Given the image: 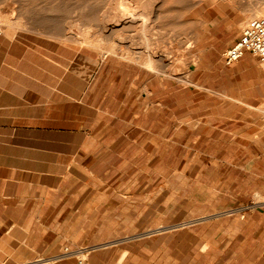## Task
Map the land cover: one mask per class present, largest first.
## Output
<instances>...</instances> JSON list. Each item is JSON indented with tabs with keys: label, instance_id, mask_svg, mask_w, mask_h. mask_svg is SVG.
<instances>
[{
	"label": "rangeland",
	"instance_id": "374dc122",
	"mask_svg": "<svg viewBox=\"0 0 264 264\" xmlns=\"http://www.w3.org/2000/svg\"><path fill=\"white\" fill-rule=\"evenodd\" d=\"M160 1L155 22L139 29L147 42L134 37L137 51L153 45L180 61L159 78L86 45L0 27V149L79 133L60 159L65 170L50 167L60 175L51 179L48 220L34 223L48 231L50 256L264 264V201H256L264 200V65L250 52L224 59L255 17L249 7L263 0ZM14 5L1 0L2 16L17 20ZM71 30L97 32L79 23Z\"/></svg>",
	"mask_w": 264,
	"mask_h": 264
},
{
	"label": "crops",
	"instance_id": "0c3cea01",
	"mask_svg": "<svg viewBox=\"0 0 264 264\" xmlns=\"http://www.w3.org/2000/svg\"><path fill=\"white\" fill-rule=\"evenodd\" d=\"M47 135L42 136L44 146L23 148L16 139L10 149H0V264H93L88 255L82 259L79 254L52 261L56 255L50 256L54 248L48 231L34 226L48 220L43 210L51 204V179L60 175L51 165L65 170L60 159L64 161L67 150L80 141L79 133Z\"/></svg>",
	"mask_w": 264,
	"mask_h": 264
},
{
	"label": "bare ground",
	"instance_id": "6f19581e",
	"mask_svg": "<svg viewBox=\"0 0 264 264\" xmlns=\"http://www.w3.org/2000/svg\"><path fill=\"white\" fill-rule=\"evenodd\" d=\"M103 1L105 0H12L15 4L13 9L16 11L18 19L11 21L8 17L2 16L0 13V27L9 28L13 26L17 34H20L24 30H36L38 34L45 35L47 38H53L59 42L86 45L99 50L103 55L106 54V56L111 55L120 59H125L146 68L156 76L166 73V71H174V69H178L181 66L180 61L172 63L162 50H153L155 47L153 45V49L149 51L145 50L146 52L137 51V47L135 48L134 46L136 39H134V37L137 36L139 41L147 42L145 40L148 39H144V34L148 33H143L144 31H142L144 35L142 36L139 34V29L142 28L143 30V28L147 27V23L154 20L160 13V6H162L163 1L147 0L145 3L143 2L142 5L136 7L132 6V0H126V4H123V6L119 7L117 10L112 8L102 9L101 3ZM191 2L193 3V0H190L189 4ZM62 12H64V14H62ZM60 13L63 15L62 17ZM251 15L255 17H264V0L256 6L253 4L252 7H249L247 16ZM37 22H39V24ZM78 23L81 27L85 24L92 25L97 28V32H95V34H90L89 31H85L82 35L77 36L71 29ZM150 25L152 26V24ZM151 28L154 29L153 27H150V29ZM150 29L148 28L147 30ZM149 34L153 35V33ZM112 35H115L114 39L107 38L108 41H104L106 36ZM148 36H146V38ZM192 36H194V34ZM149 39L150 41H148V44H151L153 40H151V37ZM190 39H192V37ZM155 43L158 45L157 42ZM144 44L145 43H143V47L145 49ZM150 44L149 46H151ZM139 46H141V44ZM158 47L160 48V46ZM158 47L156 46V49ZM200 59L201 55L197 56V58L195 57L194 62ZM185 62L186 67L189 62ZM57 258L59 259L61 257L56 256L51 260Z\"/></svg>",
	"mask_w": 264,
	"mask_h": 264
},
{
	"label": "built area",
	"instance_id": "2783aa9c",
	"mask_svg": "<svg viewBox=\"0 0 264 264\" xmlns=\"http://www.w3.org/2000/svg\"><path fill=\"white\" fill-rule=\"evenodd\" d=\"M246 52L252 53L264 65V17H253L240 37L224 52L226 64L237 62Z\"/></svg>",
	"mask_w": 264,
	"mask_h": 264
}]
</instances>
